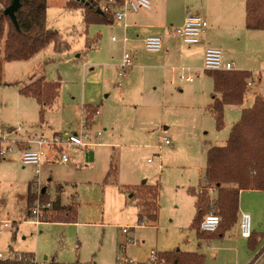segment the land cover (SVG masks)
I'll return each instance as SVG.
<instances>
[{
    "label": "rangeland",
    "instance_id": "obj_1",
    "mask_svg": "<svg viewBox=\"0 0 264 264\" xmlns=\"http://www.w3.org/2000/svg\"><path fill=\"white\" fill-rule=\"evenodd\" d=\"M68 1L48 0L45 22L46 29L57 31L68 43L67 50L56 52L50 44L27 61L2 63L0 137L9 126L16 128L19 124L23 127L20 135L25 130L33 136L37 133L36 140L51 139L49 133L54 131L74 132L81 118V106L85 104L98 109L91 131H100L99 141L105 145L89 149L65 147L63 153L68 163L51 162L41 174L47 201L56 197L58 184L63 187L62 201L76 196L77 209L83 214L78 218L82 226L48 223L37 227L29 218L23 220L26 211L23 196L27 180L31 182L33 174L29 167H22L15 150L0 160V220L19 221L17 231L14 228L0 231V253L7 258L14 252H31L35 264H118L122 259L133 264H149L151 251L179 249L201 253L205 264H227L234 256L228 260L215 257V251L206 250V240L198 239L191 228L195 199L188 191L197 189L203 182L207 150L226 145L242 109L249 107L254 97L259 98L258 87L252 90L245 86L242 105L225 106L223 125L217 128L214 115L207 110L213 93L207 72H202L200 80L196 78L194 83L177 79L175 84L173 79L178 78V73L174 77L171 72L150 68L157 63L156 54L141 48L135 57L127 50L133 59L132 67L119 76L117 65L123 51L120 42L112 41L118 37L113 28L91 25L85 32L81 9L68 7ZM149 2V10L156 8L160 15L168 17L167 24L172 25L179 24L186 4L201 7L202 2L201 8L211 11L212 6L216 11L222 7V11H230L233 17L240 12L243 15L245 4V0ZM248 33L237 36L236 43L244 48L241 54L263 56L264 31L259 37L254 32ZM40 77L60 82L59 97L44 115V135L38 133L41 122L37 103L18 92L21 86ZM163 137L171 145H164ZM90 151L94 154L92 161L86 157ZM46 153L51 160L57 155L50 149ZM143 181L147 186H159L155 224L146 220L139 224L134 216H126L114 196L116 185L140 186ZM208 196L213 201L216 193ZM136 198H129L130 204L137 202ZM240 200L253 213H250L251 233L258 237L259 245L250 251L248 240L241 238L239 229L233 226L224 234L225 241H229L224 246L232 248L231 255L236 250L238 257H248L249 264H264V254L260 256L264 248V192H245L240 194ZM54 217L51 212L48 222ZM125 227L130 229V242L121 233Z\"/></svg>",
    "mask_w": 264,
    "mask_h": 264
},
{
    "label": "trees",
    "instance_id": "obj_2",
    "mask_svg": "<svg viewBox=\"0 0 264 264\" xmlns=\"http://www.w3.org/2000/svg\"><path fill=\"white\" fill-rule=\"evenodd\" d=\"M48 0H20V7L15 13V26L4 10L12 0H0V85L2 84V63L27 61L40 51L53 44L56 52L68 49V43L62 40L57 31L45 28ZM107 0H69L67 6L80 8L85 32L91 25L110 26L114 23L110 13L100 12L99 6ZM121 4L123 0H114ZM245 28L264 31V0H245ZM213 82L212 103L208 107L215 117L217 128L223 125L225 106H240L246 94V81L251 78L247 71L207 72ZM60 91L59 81H47L40 77L19 88V94L32 98L39 105L40 121L45 112L55 104ZM259 96V95H258ZM89 113L97 107H84ZM1 145V141H0ZM110 173V172H109ZM216 193L213 201L209 199L207 189ZM138 223L146 220L157 222L159 197L158 184L137 187ZM244 190L264 191V99L254 97L249 107L242 109L238 122L233 124L225 146L211 147L206 152L204 185L201 192L189 189L195 197V215L191 228L198 239L212 240L221 238L238 221L239 193ZM43 201H47L42 194ZM34 196L29 191L28 207ZM55 214L52 222L72 223L76 220L75 206H62L56 198L52 205ZM213 213L219 217V225L212 233L200 231L204 216ZM248 249L256 250L259 240L251 233ZM20 257V259H19ZM33 260V261H32ZM0 264H35L34 255L19 254L13 259H2ZM157 264H204V257L196 252H182L175 249L170 252L157 253Z\"/></svg>",
    "mask_w": 264,
    "mask_h": 264
},
{
    "label": "crops",
    "instance_id": "obj_3",
    "mask_svg": "<svg viewBox=\"0 0 264 264\" xmlns=\"http://www.w3.org/2000/svg\"><path fill=\"white\" fill-rule=\"evenodd\" d=\"M229 1L231 2L232 0H229ZM221 4H222V2H221ZM200 5H201V7H203L202 2H200ZM201 7H199V5L197 7H195L194 4H186V7H185V14L187 12L193 13L192 11H199L200 14H198V15L204 17L208 22V28H207L205 34L203 35L201 42L197 45L188 46V45L183 44L180 41V39H178L169 30L170 27L180 26L183 23V19L185 17V14L179 20V24L176 23L175 25H172V24H167L168 23L167 22L168 17H166L165 15H160L156 11V8H154L150 11L149 10L150 7L148 8V10L143 9L146 11H144L142 14H139L138 12L128 14L124 22H117V24L115 25V21H114V23L112 25H110L109 28L112 27L113 28L112 32L114 34H116L118 37L114 38V40H112V41L113 42H120L122 51L128 52L127 50H129V51H131L132 55L135 57V55L139 52L138 49L142 48V50H144L143 43H142L143 39H145L148 36H155V35L162 36V38H163L162 50L158 53H152V54H156L155 62H157V63L155 65L151 66L150 68L157 70V71H165L167 73L171 72L174 77H177V75H175V74L178 73L177 68H180L179 65L187 66V67L191 68L194 72L200 71V69L203 66L205 49L208 47L218 48L223 52L225 59L227 61H230L233 63L236 71H247V72L251 73L250 80L253 83L251 86L252 90L255 87H258L259 81L264 75V52L262 53L263 56H258L257 58H254L252 56L249 57V56L241 54V53H243L244 48L239 43H236V40L239 39L240 34L244 35V34H249L248 32H254V34H256L257 37L261 36V34H262V33H260L261 31L247 30L245 28V4H244L243 15L240 12V14L236 17H233L231 15L230 11L229 12L227 10L222 11V7L218 11L214 10L213 6H212V11L209 10V8L206 10V9H202ZM124 25H126V27H124ZM237 36H239V37H237ZM112 37H114V36H112ZM124 37H126L128 39L126 43H123V41H122V39ZM120 61H121V59H120ZM119 64H120V62L118 63L117 67L119 66ZM210 79L212 81L211 77H210ZM173 80L175 81V84H176L177 78L173 79ZM199 80H200V78L197 79V81H199ZM195 81L196 80L194 79V81L192 83H194ZM185 83H187V82H185ZM212 85H213V82H212ZM18 92H19V90H18ZM211 95H210V104L207 107H209L212 103ZM26 98H28V97H26ZM30 99H32V98H30ZM38 107H39V105H38ZM82 107H92L93 108L95 106L83 104L81 106V108ZM207 110L210 113V110L209 109H207ZM96 111H97V118H98V109ZM40 122H41V125L38 129V133L41 135H44L43 133H44L45 129H43V126H42V124H44V117H43V121H40ZM18 126L21 128L20 131L14 133V134L10 133V131L12 129H15V128L9 126L7 128L8 131L3 132V136L0 137V140L5 138L6 141H4L2 143V145L11 146L13 149V152L15 150L16 153L18 154L19 162H20V157H21V154L24 150H26V149L36 150L38 148L36 143H35V141H36L35 137H36V135L38 136V134L34 133L35 136H33V134L28 133V131L25 130L24 133L22 135H20L19 133L23 131V127L20 124ZM77 129H78V126H77ZM77 129H76V131H77ZM95 131H97V130H95ZM137 133H139V132H136V134ZM56 134H59V133L56 131H54L53 133H49V135H50L49 137H53ZM101 136H102V134L96 140L98 145L94 146V147L105 145V143H101L99 141ZM94 147H91V148H94ZM75 148H77V147H75ZM86 157L89 159L88 155H86ZM93 159H94V154L92 153V160ZM51 164H52L51 162H46L42 165L41 172H40V178H41L42 172L47 171L49 166H51ZM62 165H66V164H62ZM22 167L26 168L28 166L22 165ZM29 168L31 169V172L33 174L32 168L31 167H29ZM33 177H34V174H33ZM107 177H108V175H107ZM50 181H51V179H48V182H50ZM30 183H31L30 180H27V189L25 187L26 190H25V194L23 196V200L25 202V207H26V211L23 215V220H24V218L26 220L28 218V215H29L30 207H28V193L30 191ZM202 183H204V178H203ZM202 183L199 184L198 188L203 186ZM141 185H143V183ZM116 186H117V189L114 193V196H115V199L119 202L121 212L125 213L126 216H128V215L134 216L138 222L139 208H138V198H136V194L138 193L137 187H139V186L136 185V183L135 184H121V185H116ZM42 188L45 189V192H44L45 197H47L49 199L48 194H46L47 188H45V187H42ZM198 188L195 190H198ZM62 192H63V187L60 184H58L56 186V197L53 200H49V201L53 205V202L55 201V199L58 198L59 202L62 206H75L76 212H77V214H76L77 217H76L75 222L66 223V222H48L47 221L45 223L37 224V227H42V226L44 227L48 223L76 224L78 226L83 225L82 221H78V218H81V216L83 214H82L81 210L79 212V209H77L79 204L77 202L76 196L73 194L70 196L69 199H67V202H64L61 199ZM245 192H264V191L244 190V191H241L239 193L238 221L234 225V227H236L238 229H239V219H240L241 213H246L249 216H250V213L253 215L251 209H249L247 207V205H245V203H243V201L240 200V194H244ZM214 193H215V191H214ZM132 197H135L137 199V202L135 201V202H133V204H130L131 201L129 200V198H132ZM193 199H195V197ZM128 202H129V204H128ZM193 208H194V211H196L195 210V201L193 203ZM51 212H53V211H51ZM158 212H159V207H158ZM250 218H251V216H250ZM254 218H256V217H254ZM157 219H158V213H157ZM20 220H21V218H20ZM17 222H19V221H17ZM17 222H13V226L10 228H12V229L14 228L17 231V229H18V225H17L18 223ZM225 240H226L225 235L221 238L206 240V242H207L206 250L215 251L214 256L217 258L219 257L221 259L225 258L228 260L229 256H234L233 259L228 260L230 262V264H249L250 259L246 256H243V257L239 256L238 257V252L236 250H234L235 254L231 255L230 252L232 251V248H228V247L224 246V244L229 243V241H225ZM211 246H213V247H211ZM77 249H78V247H77ZM262 250H264V248L261 249L260 253L262 252V254L260 256H262L264 254V251H262ZM182 252H187V251H182ZM156 253H158V252H156ZM196 253L202 255L199 252H196ZM19 254H32V255H34L31 252H14L12 255H19ZM228 261H227V264H228ZM82 264H87V263H82ZM204 264H205V257H204Z\"/></svg>",
    "mask_w": 264,
    "mask_h": 264
},
{
    "label": "built area",
    "instance_id": "obj_4",
    "mask_svg": "<svg viewBox=\"0 0 264 264\" xmlns=\"http://www.w3.org/2000/svg\"><path fill=\"white\" fill-rule=\"evenodd\" d=\"M150 7L149 0H123L121 4H116L114 0H107L100 4V12L110 13L115 22H124L127 15L130 13H136L142 9H148ZM126 27V25H124ZM208 28L207 20L191 12H187L183 19V23L178 27H170L169 30L178 38L180 41L188 46L197 45L201 42L203 35ZM114 40V38H112ZM127 38L122 39L123 43L127 42ZM143 48L149 53H158L162 50L163 38L160 35L148 36L143 39ZM132 57L128 52H123L120 64L118 66L120 72L119 76H123L125 71L132 66ZM178 81L192 83L194 79L200 78L202 72H219L236 71L232 62L227 61L224 57L223 52L218 48L208 47L204 52L203 66L198 72H194L189 67L177 68ZM171 85L174 84L172 80ZM252 81L248 79L246 81V87L252 86ZM258 95L264 99V75L260 79L258 84ZM97 111L89 113L86 108L81 109V118L78 123V129L75 132H64L53 136L51 139H37L35 141L37 145L36 150L26 149L22 152L20 157V163L23 166L31 167L33 170V180L30 183V192L34 196V201L29 209V222L40 224L47 222L49 214L52 211V203L50 201L42 202V186L40 181L41 167L46 162H58L61 164L68 163V157L63 153L65 147H81L88 149L97 146L96 140L100 137V131H91V128L95 125ZM20 127L12 129L10 133L14 134L20 131ZM0 145V159H5L8 155L13 152L11 146L2 145L5 138L1 139ZM162 142L164 145H171L168 138L163 137ZM46 149L55 151L57 155H54L52 160L48 158ZM150 162V160H149ZM201 192V187L198 188V193ZM207 192L211 195L214 193V189L208 188ZM219 217L213 213H209L204 216L200 223V231L212 233L219 225ZM13 226V222L7 220H0V231ZM239 231L240 236L244 239H248L251 235V218L246 213L240 214L239 219ZM121 233L127 238V241L132 240L130 236V229L128 227L122 228ZM15 255H11L7 258L0 253V260L2 259H13ZM20 259V257H19ZM33 261V260H32ZM35 262V259H34ZM80 264V263H77ZM118 264H133L131 260L122 259ZM149 264H157V253L151 251Z\"/></svg>",
    "mask_w": 264,
    "mask_h": 264
},
{
    "label": "water",
    "instance_id": "obj_5",
    "mask_svg": "<svg viewBox=\"0 0 264 264\" xmlns=\"http://www.w3.org/2000/svg\"><path fill=\"white\" fill-rule=\"evenodd\" d=\"M19 7H20V0H12V3L10 4V6H8L4 10V14L9 17V19L15 26H17L15 13L18 11ZM88 156H89V160L92 161V152H89ZM144 183L145 182L143 181V184ZM44 192H45V189L42 190V193Z\"/></svg>",
    "mask_w": 264,
    "mask_h": 264
}]
</instances>
